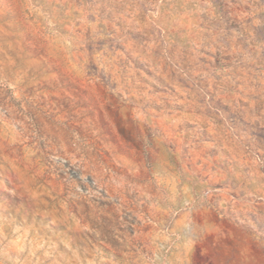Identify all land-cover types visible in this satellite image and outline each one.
I'll return each instance as SVG.
<instances>
[{
	"label": "clouds",
	"instance_id": "clouds-1",
	"mask_svg": "<svg viewBox=\"0 0 264 264\" xmlns=\"http://www.w3.org/2000/svg\"><path fill=\"white\" fill-rule=\"evenodd\" d=\"M0 264H264V0H0Z\"/></svg>",
	"mask_w": 264,
	"mask_h": 264
}]
</instances>
